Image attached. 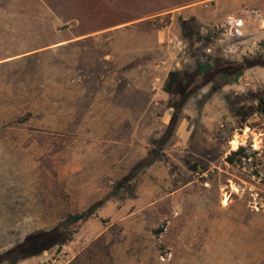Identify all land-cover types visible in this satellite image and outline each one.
I'll return each instance as SVG.
<instances>
[{"label":"rangeland","instance_id":"374dc122","mask_svg":"<svg viewBox=\"0 0 264 264\" xmlns=\"http://www.w3.org/2000/svg\"><path fill=\"white\" fill-rule=\"evenodd\" d=\"M43 1L0 0V59L21 53L0 60V254L108 195L156 139L168 161L139 170L62 248L14 264H264L263 82L223 92L216 76L175 114L162 91L205 53L264 56V0L233 16L215 0ZM236 146L248 157L228 163Z\"/></svg>","mask_w":264,"mask_h":264},{"label":"trees","instance_id":"16d2710c","mask_svg":"<svg viewBox=\"0 0 264 264\" xmlns=\"http://www.w3.org/2000/svg\"><path fill=\"white\" fill-rule=\"evenodd\" d=\"M216 32L208 39L209 42L213 41ZM201 39V38H200ZM260 46L264 51V37L260 40ZM208 60L207 63L197 61V70L194 73H188L184 70L172 69L168 71L163 84L162 91L169 95L168 107L174 111L173 114L178 112L183 106L187 96L193 93L200 86L209 81H213L216 76L222 80V84H229L237 80L243 73L244 69L254 66H264V56H247L242 61L238 60H224L215 57L209 53H205ZM221 83L211 87L209 92L212 93L219 89ZM264 91V86H262ZM256 113L264 115V97L257 96V103L255 107ZM234 114L244 121L245 117L250 114L243 106L235 108ZM237 147V146H236ZM247 148L245 146H238L235 150L226 155L225 160L228 163L242 162L243 158H247ZM169 160L168 155L163 149V143L158 142L156 139L151 140L150 148L145 157L137 161L125 177L113 182L112 190L108 195H105L100 200L92 203L87 209L72 213L67 216L56 227L48 231H38L27 235L20 243L0 254V264H14L17 261L41 253L42 251L50 248L52 245L57 244L58 248H62L63 244L70 240L76 232L80 224L92 217L96 216L98 209L105 203V201L112 199L119 195V193L128 186V182L141 170L143 167L150 166L156 161ZM195 169L196 164L190 165Z\"/></svg>","mask_w":264,"mask_h":264},{"label":"crops","instance_id":"0c3cea01","mask_svg":"<svg viewBox=\"0 0 264 264\" xmlns=\"http://www.w3.org/2000/svg\"><path fill=\"white\" fill-rule=\"evenodd\" d=\"M239 1H241V0H228V1L227 0H215L212 3H214L216 5L218 3L224 2V3H226V5H227V3H229L232 6L233 4H237ZM37 2L41 5L44 1L43 0H37ZM225 14L227 16H233V14H234L233 13V6H232V9H230V10L226 9ZM8 16H10L9 11L0 10V17L4 18V17H8ZM7 28H9V27H7ZM17 32H19V31H17ZM20 32L23 33V32H25V30L20 31ZM30 32H36V31H30ZM68 40H71V39L70 38H62L61 40H57V42H54V43L58 44V43L65 42ZM23 51H24L23 53L27 52L26 50H23ZM18 55H21V53L15 51V53L14 52L8 53L6 56L2 57L0 60L4 61L6 59H9V58H12V57L18 56ZM250 77L257 80L256 82H263V84H264V67L255 66L253 68L247 69L244 73H242L238 77L237 82L225 84L222 88V91L224 92V91L228 90V91H232L234 93L243 92L246 89H248V82H249ZM219 110H222V109H219ZM260 135H261V138H264V130L260 131Z\"/></svg>","mask_w":264,"mask_h":264},{"label":"built area","instance_id":"2783aa9c","mask_svg":"<svg viewBox=\"0 0 264 264\" xmlns=\"http://www.w3.org/2000/svg\"><path fill=\"white\" fill-rule=\"evenodd\" d=\"M228 34H229L230 38H240L242 36V33L238 29V27L230 29ZM177 44L180 45L181 43L179 41H177ZM225 51H226V54L229 57H231L233 60L240 59L241 51H240L238 46H236V47H234V46L228 47Z\"/></svg>","mask_w":264,"mask_h":264},{"label":"bare ground","instance_id":"6f19581e","mask_svg":"<svg viewBox=\"0 0 264 264\" xmlns=\"http://www.w3.org/2000/svg\"><path fill=\"white\" fill-rule=\"evenodd\" d=\"M239 22V21H238ZM238 22H237V24H238ZM240 24V23H239ZM264 24V23H263Z\"/></svg>","mask_w":264,"mask_h":264},{"label":"water","instance_id":"95a60500","mask_svg":"<svg viewBox=\"0 0 264 264\" xmlns=\"http://www.w3.org/2000/svg\"><path fill=\"white\" fill-rule=\"evenodd\" d=\"M59 28H63V27H59Z\"/></svg>","mask_w":264,"mask_h":264}]
</instances>
